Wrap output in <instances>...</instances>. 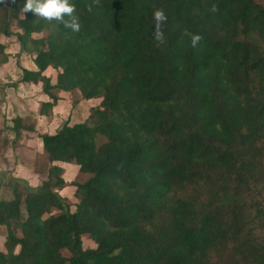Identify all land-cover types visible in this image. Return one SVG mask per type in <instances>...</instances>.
Here are the masks:
<instances>
[{"label": "trees", "instance_id": "16d2710c", "mask_svg": "<svg viewBox=\"0 0 264 264\" xmlns=\"http://www.w3.org/2000/svg\"><path fill=\"white\" fill-rule=\"evenodd\" d=\"M74 2L78 33L0 0V34L35 68L19 83L50 99L38 115L55 91L100 100L84 122L39 134L47 181L0 199V264H264V0H101L91 13ZM156 8L168 17L160 46ZM13 123L16 136L35 130ZM65 164L87 177L74 210L53 189Z\"/></svg>", "mask_w": 264, "mask_h": 264}, {"label": "rangeland", "instance_id": "374dc122", "mask_svg": "<svg viewBox=\"0 0 264 264\" xmlns=\"http://www.w3.org/2000/svg\"><path fill=\"white\" fill-rule=\"evenodd\" d=\"M11 29L13 32L16 31L15 22H12ZM42 36L43 34L33 35L34 38ZM0 46L3 47L2 55L6 57V61L2 62L0 55V199L11 201L13 199L12 190L15 187L20 190L23 198L36 193L42 183L47 181L48 170L51 165L46 159L47 155L43 148H40L42 144L38 138L39 134H45L42 129L46 125L42 126V123L34 121V118H37L36 106L40 102L43 92L40 86H32L29 89L25 85L21 87L22 84L19 83L21 69L32 68L31 57L20 51L19 44L14 36L7 38L0 34ZM45 74L51 79L52 83H55L56 71L49 69ZM56 93L59 95L58 100L64 102L61 103L60 107L62 112L60 114L62 115H56V124L52 127L55 132L60 130L65 123L70 126L84 121L90 110L98 108L100 103V100L84 102L80 100L78 93L69 94L61 91ZM47 101L50 102V99H47ZM75 102H80L78 105L81 106L72 108ZM16 117L23 118L27 124L33 123L35 130L32 132L21 130L20 134L16 136L12 132L13 121ZM11 136H13V139ZM102 142H104L103 139H98V144ZM73 170L75 171L72 175L69 173L61 176L66 184L63 188H53L54 192L61 197L63 205L72 207V210H74V205L77 203L74 197L75 184H81L87 178L77 173L76 169ZM51 182L54 183L55 180L52 179ZM22 214L25 215L23 209ZM11 229L20 236L17 223H12ZM6 236L7 228L0 226V250H4L3 243ZM83 247L88 249L94 248L95 245L88 237L84 236Z\"/></svg>", "mask_w": 264, "mask_h": 264}, {"label": "clouds", "instance_id": "9594fccd", "mask_svg": "<svg viewBox=\"0 0 264 264\" xmlns=\"http://www.w3.org/2000/svg\"><path fill=\"white\" fill-rule=\"evenodd\" d=\"M101 6V0H91L86 5L89 13L93 12L96 7ZM212 13H216L218 8L213 4L210 8ZM23 12H31L37 17L52 22L55 21L62 24L67 32L78 33L81 31L82 22L77 14V5L74 0H26L23 7ZM153 28L152 38L157 46L163 45L166 42L164 26L167 23L168 17L163 8H156L153 12ZM203 37L199 34L191 35V47L197 48Z\"/></svg>", "mask_w": 264, "mask_h": 264}, {"label": "crops", "instance_id": "0c3cea01", "mask_svg": "<svg viewBox=\"0 0 264 264\" xmlns=\"http://www.w3.org/2000/svg\"><path fill=\"white\" fill-rule=\"evenodd\" d=\"M24 69H26V68H24ZM27 70H35V68H34V65H32V68L31 69H28L27 68ZM20 84H22V83H20ZM53 84V83H52ZM23 85H25L27 88H32V86L33 85H29V84H22V86L21 87H24ZM54 85V84H53ZM60 92V91H59ZM55 95L57 96V98H58V93H56V91H55ZM40 96V95H39ZM47 99H49L46 95H44V94H42L41 95V99L39 100L40 102L38 103V105L36 106V108H38L39 107V105H40V103H42V102H48L47 101ZM59 99V98H58ZM82 101H84V102H91V101H95V100H89V101H85V100H82ZM64 101H62V100H58L57 101V103L54 105V107L52 108V110H51V112H50V114L47 116V117H42V116H39L38 115V113L36 114L37 115V118H38V120H37V118H34V121L36 122V123H42V126H45L42 130H44V133H47V134H50V135H53V134H55L56 132L54 131V130H52L53 128V125L54 124H56V115L57 114H59V115H62V114H60V113H62L61 111H60V107H61V103H63ZM80 103V102H79ZM79 103H76V104H73V106H72V108H75V107H79V106H81V105H78ZM68 107H69V105H68ZM10 108V107H9ZM72 108H70L71 110H72ZM68 114H69V112H68ZM87 116L88 115H86V118H87ZM16 118H18V117H16ZM23 119V118H22ZM82 122H84V121H82ZM82 122H80V123H82ZM77 124H79V123H77ZM40 127H41V125H40ZM40 130V129H39ZM13 132V131H12ZM13 136H11V138H12ZM10 138V139H11ZM13 139V138H12ZM14 139H16V137H14ZM39 147V146H38ZM40 148H42V145L40 146ZM18 164V163H17ZM62 167H63V171H62V173H61V176L62 175H68L69 173L72 175L73 173H74V171L75 170H73V169H76L77 170V173H78V168H77V166H75V165H73V164H65V165H62ZM34 168V167H33ZM73 170V171H72Z\"/></svg>", "mask_w": 264, "mask_h": 264}]
</instances>
